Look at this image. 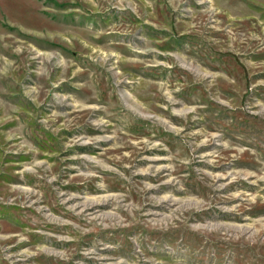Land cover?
Segmentation results:
<instances>
[{
  "label": "rangeland",
  "instance_id": "1",
  "mask_svg": "<svg viewBox=\"0 0 264 264\" xmlns=\"http://www.w3.org/2000/svg\"><path fill=\"white\" fill-rule=\"evenodd\" d=\"M0 264H264V0H0Z\"/></svg>",
  "mask_w": 264,
  "mask_h": 264
}]
</instances>
